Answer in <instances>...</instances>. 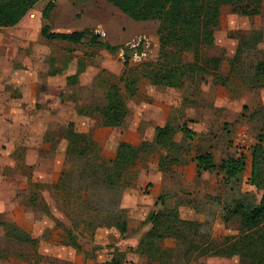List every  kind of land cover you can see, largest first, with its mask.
Wrapping results in <instances>:
<instances>
[{"label": "rangeland", "instance_id": "obj_1", "mask_svg": "<svg viewBox=\"0 0 264 264\" xmlns=\"http://www.w3.org/2000/svg\"><path fill=\"white\" fill-rule=\"evenodd\" d=\"M48 1L38 0L31 10L35 12L32 23L21 25L25 37L19 30L18 47L12 56L16 63L8 67L16 70L18 81L24 83L29 82L28 70L49 77L48 94L40 99L39 84V97L34 100L30 92L25 97L15 86L17 78L0 81V264H101L114 256L123 264H148L138 245L151 224L136 218L129 222V211L123 205L129 194L150 210L161 208L156 201L162 195L168 207L201 222L202 233L217 241L239 234L238 217L223 219L228 208L232 209L236 200L259 202L263 192L249 182V177L252 146L264 133V85L252 87L260 83L255 80V67L264 61V0L261 14L255 16L237 14L224 6L215 43L204 47L206 56L224 58L220 72L228 76V85H216L212 75L198 73L187 77L179 88L152 85L143 72V67L161 63L157 20H133L107 0H53L55 8L49 18L53 30L91 27L109 43L144 47L130 59L128 73L139 76V85L138 92L126 98L124 122L105 126L100 112L74 119L76 130L96 143L82 156L67 149V123L81 106H103L111 84H118L127 96L122 79L125 66L120 52L87 41L69 43L42 37V12ZM15 33L1 34L12 37ZM260 35L255 48L245 49L241 60L231 61L240 39L254 42ZM0 54L4 53L0 50ZM190 56L185 54L184 61L191 60ZM79 69L78 82L70 85L65 75ZM53 85L59 88L57 94H53ZM168 113L176 130L174 140L186 152L174 154L182 161L168 163L166 172L172 179L155 192L158 156L167 152L154 142L155 126ZM144 140L151 153L141 152L135 165L123 172L120 184L110 185L107 160L116 156L118 145ZM206 151L213 154L218 165L223 158L246 155V170L228 182L219 168L197 176L195 157ZM224 183L227 191H222L221 197L207 194L209 190L217 192ZM229 187L235 190L234 202ZM124 219L127 232L122 234L114 220ZM4 225L12 233H27L35 241L7 236ZM164 245L175 248L171 264H238L241 257L192 252L187 260L185 244L168 238Z\"/></svg>", "mask_w": 264, "mask_h": 264}, {"label": "trees", "instance_id": "obj_2", "mask_svg": "<svg viewBox=\"0 0 264 264\" xmlns=\"http://www.w3.org/2000/svg\"><path fill=\"white\" fill-rule=\"evenodd\" d=\"M38 0H0V27L17 25L25 14ZM116 6L122 13L136 21L157 20L159 22L157 33L160 43V61L158 67H143V72L152 85H165L179 88L185 83V79L198 73L210 74L216 85L227 86L228 76H224L220 69L224 62L223 57L206 56L204 47L215 43L216 28L220 25L222 9L230 6L232 12L255 16L261 14L263 0H107ZM55 8V2L49 0L42 12L44 23L41 26V35L49 40H62L70 43H83L99 45L110 52H120L125 70L122 79L126 82L127 96L122 92L118 84H111L106 95V103L103 106L84 105L76 109L79 116L91 115L100 112L103 115L105 126H120L127 114V97H132L138 92L139 76H130V59L135 53L144 51L143 45L130 47L126 44H112L102 40L101 34L91 27L74 31L53 30L49 18ZM260 34V33H258ZM262 36L254 42L240 39L235 55L231 61L241 60L245 49L255 48ZM187 52L193 54V60L185 62L184 55ZM81 70L67 76L69 84L78 82ZM255 80H260L252 87L264 85V61H259L255 67ZM189 130V129H188ZM157 146L165 147L166 153L158 156L159 167L168 170L169 164L181 163V157L174 155L176 152H186V149L174 140L176 130L174 125L167 122L164 126L156 125ZM65 136L68 139L67 149L78 155H85L94 149L95 141L84 132L75 128V122L69 121L66 126ZM145 140L139 145L122 141L118 145L116 156L107 160L110 166L106 170L110 173V185L120 184L123 172L135 165L141 152L151 153L145 147ZM201 170H213L217 166L210 152L198 154L195 157ZM169 163V164H168ZM167 164V165H166ZM166 165V166H165ZM247 167L245 155L228 157L224 159L219 169L224 173L228 182L232 177L244 173ZM249 182L257 189L263 191L259 202L249 203L235 201L232 209L228 208L225 220L232 217L239 218V234L225 236L221 241L202 233V223L198 220H189L181 217L177 209L168 207L166 201H162V195L158 203L162 209L152 210L142 221L151 224V228L140 240L138 248L144 253L148 264H171L175 251L174 247L165 246L164 241L175 238L180 244H185L184 254L187 260L192 252L199 256H234L239 255L249 259V264H264V133L260 134L258 142L252 146V169ZM114 224L122 234L127 232V219L114 220ZM7 225L12 223H6ZM5 224V225H6ZM4 225V226H5ZM11 226V225H10ZM6 235L19 241H35L34 237L23 233L17 235L5 226ZM73 244L79 247L74 240ZM101 264H123L115 256Z\"/></svg>", "mask_w": 264, "mask_h": 264}, {"label": "crops", "instance_id": "obj_3", "mask_svg": "<svg viewBox=\"0 0 264 264\" xmlns=\"http://www.w3.org/2000/svg\"><path fill=\"white\" fill-rule=\"evenodd\" d=\"M31 10H32V8L25 14V16L21 19V21L17 25L0 27V50L4 54H6V57L4 56V54L3 55L0 54V81H5V80L7 81V79H9V78H17V80L15 82V86L20 89L21 93H23L25 97L27 96L26 92H30V98L34 99V100L39 97L38 96V92L36 91V87L40 84L39 86L43 89V91H42V89H40V87H39L40 90L38 89V91L40 92V99L43 100L46 97V95L48 94V92H49L48 91L49 82L46 83V80L49 81V77L46 79V78H44V75H42V77H40L39 74L36 73V71L28 70L27 73H29V74L26 75V77H27L26 80H28L29 82L28 83H24L23 81L22 82L18 81V75L16 74V70L8 69V67H12V65H14V63H16L12 56L15 54L14 50H17V47H18V40H19L18 36H19V30H21L20 27H22L21 25H23V24L30 25V23H32L31 22L32 21L31 14L33 15V13H35V12H31ZM33 16H35V15H33ZM22 29H24V28H22ZM11 31H15L17 33H15V35H13L12 37H9L8 35H2L1 34V33H4V32L8 33V32H11ZM24 32H25L24 30H21V33H20L21 37H25V33ZM40 34H41V32H40ZM45 39H47V38H45ZM50 41H62V40H50ZM62 42H65V41H62ZM185 54L191 55L190 57L192 59L189 60V61L193 60V54L191 52H187ZM49 59L51 60V58H49ZM63 70H65V67H64ZM76 72L67 73L65 75V80H67V76H69L71 74H74ZM47 74L50 75L49 69L47 71ZM67 82H68V80H67ZM70 85H75V84H70ZM0 86H1V84H0ZM53 86H56V85H53ZM58 90H59V88H58V86H56V89L53 91V94H57ZM31 103H32V101H31ZM168 115H169V113L167 115H165V117L161 118V124H158V125L164 126L167 122L171 123ZM77 117H78V115L76 114L74 116V118H72V120L74 121V119L77 118ZM68 123H67V125H68ZM140 143H141V141L140 142H136L135 145H139ZM206 152H210V151H206ZM203 153H205V152H203ZM229 157H231V156H229ZM232 157H236V156H232ZM245 157H246V155H245ZM227 158L228 157L221 159L219 164H221V162L224 159H227ZM213 159H214V157H213ZM158 161L159 160H157V164H158ZM214 162H215L217 168H219L220 165H218L215 160H214ZM157 167L158 168L156 169V172L154 174L155 179H154V186H153V189H154L155 192L161 191V189H164L166 187L165 186L166 183L170 182L171 181L170 179H172V176L170 175V173L166 172L168 170L161 169L159 167V164L157 165ZM203 171H208V170L199 169L198 162L196 161L195 162V174L198 176ZM165 173H167V175H169V176L165 175ZM226 188H227V186L224 183V185H221V187L218 189L217 192L209 190V191H207V194L212 195L214 197H221L222 196V191L223 192L227 191V190H225ZM130 190H132V187H130ZM133 190H135V188ZM228 192H229V194L232 197L231 202H234L235 198H237L236 195H235V190L232 189V187H229ZM159 196H158V198H159ZM158 198H157V201H158ZM157 201H156V204H159V203L161 204V202L158 203ZM123 205L129 211V214H128L129 222L132 221L133 218H136L137 220H139V219H143L144 220L145 219L144 216H146L150 211H152V210H150V208L146 209L145 206L140 205V203L134 202V196H131L130 194L126 195L124 197V204ZM162 208H163V205L161 204V208L160 209H162ZM153 210H158V209H153ZM181 217H183V216L181 215ZM183 218H185V217H183ZM233 218H235V217H232V218H230L227 221H230ZM185 219L196 220L194 218H185ZM223 219H224V221H226L225 218H223ZM249 263H250L249 259L240 257V262L238 264H249Z\"/></svg>", "mask_w": 264, "mask_h": 264}, {"label": "built area", "instance_id": "obj_4", "mask_svg": "<svg viewBox=\"0 0 264 264\" xmlns=\"http://www.w3.org/2000/svg\"><path fill=\"white\" fill-rule=\"evenodd\" d=\"M33 15H35V13H33Z\"/></svg>", "mask_w": 264, "mask_h": 264}]
</instances>
